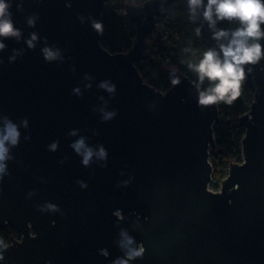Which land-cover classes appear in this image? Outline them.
<instances>
[{
    "label": "water",
    "instance_id": "95a60500",
    "mask_svg": "<svg viewBox=\"0 0 264 264\" xmlns=\"http://www.w3.org/2000/svg\"><path fill=\"white\" fill-rule=\"evenodd\" d=\"M6 2L20 34L0 36V128L7 119L20 137L0 161V230L18 237L0 245V264H114L141 244L143 257L128 264H264V59L251 74L245 67L253 101L238 119L242 163L212 191L217 106H199L196 84L176 69L166 73L179 84L163 93L137 69L149 58L147 36L160 41L157 19L189 16L187 0L126 4L135 41L118 54L92 27L108 0H23L22 11L21 0ZM191 22L204 48L218 50L202 9ZM44 48L57 58L46 60ZM81 139L94 153L87 166L72 147Z\"/></svg>",
    "mask_w": 264,
    "mask_h": 264
},
{
    "label": "clouds",
    "instance_id": "9594fccd",
    "mask_svg": "<svg viewBox=\"0 0 264 264\" xmlns=\"http://www.w3.org/2000/svg\"><path fill=\"white\" fill-rule=\"evenodd\" d=\"M10 4L6 0H0V36H19V30L14 28L12 13L9 11ZM71 6L70 4L68 5ZM189 20L195 21L198 10L202 9L203 20L207 22L208 28L212 31L211 38L218 43L216 48H208L203 52L202 58L198 63H188V68L198 74L199 83L196 85L198 90V105L209 106L216 105L219 102L231 104L241 94L242 82L246 79L245 67L247 72H253V66H256L264 59V0H187ZM20 11L23 10V0L18 5ZM83 22L84 17H80ZM237 21L238 26L235 28L217 27L218 22ZM35 17L28 18V24L34 26ZM94 30H101V23L96 20L92 21ZM196 34L201 35V28H196ZM37 37L32 34L31 40L28 41L29 47H33L32 41ZM4 45L0 43V49ZM46 60L57 58L49 48L43 49ZM207 78L208 81L214 82V86L200 90V84ZM179 78H173L171 83L175 86L179 84ZM109 92H115L116 85L109 86L106 82L100 85ZM78 91V89H77ZM116 113H108L104 118L111 119ZM20 132L15 124L5 119L4 125L0 128V161L7 159L9 149L6 144L17 146L19 143ZM52 149L56 148L53 144ZM72 147L78 154L83 157V164L88 165L93 157V150L86 148L84 140L81 139L74 143ZM84 149L83 152L81 150ZM99 158L105 159L107 156L103 147L98 153ZM5 166L0 164V172H3ZM2 180V177H0ZM86 187V185H82ZM49 208L56 210L55 205H48ZM119 219H123L121 211L114 213ZM121 235L126 233L121 232ZM127 243L132 244L133 240L126 237ZM0 245L6 250L10 247L0 238ZM121 247H124L122 244ZM145 248L141 244L137 249L127 252V259H117L114 264H128V260L137 257H143ZM101 255L107 257L108 252L103 250ZM4 259L3 253L0 252V260Z\"/></svg>",
    "mask_w": 264,
    "mask_h": 264
},
{
    "label": "trees",
    "instance_id": "16d2710c",
    "mask_svg": "<svg viewBox=\"0 0 264 264\" xmlns=\"http://www.w3.org/2000/svg\"><path fill=\"white\" fill-rule=\"evenodd\" d=\"M147 0H108V5L101 14V45L111 54L128 52L135 41V33L124 20V7L141 5ZM161 32L160 41L155 34L147 36V53L149 58L137 65V69L145 82L153 88L166 92L171 88V81L166 73L173 68L187 76L196 85L198 74L188 68V63L196 64L206 49L201 44L196 29L182 10H176L164 19H157ZM214 86L205 78L200 90ZM253 101L249 89L242 84L240 96L231 104H216L220 121L214 126L215 148L210 151V163L213 169L210 187L219 190L226 177L231 163H242L241 141L245 131L238 127V119L249 111ZM10 228L0 230V238L9 243L17 238Z\"/></svg>",
    "mask_w": 264,
    "mask_h": 264
},
{
    "label": "rangeland",
    "instance_id": "374dc122",
    "mask_svg": "<svg viewBox=\"0 0 264 264\" xmlns=\"http://www.w3.org/2000/svg\"><path fill=\"white\" fill-rule=\"evenodd\" d=\"M162 93H163V91H161ZM221 186V185H220ZM220 186H219V189H220ZM210 190H212V191H218V190H213V189H211V187H210Z\"/></svg>",
    "mask_w": 264,
    "mask_h": 264
},
{
    "label": "built area",
    "instance_id": "2783aa9c",
    "mask_svg": "<svg viewBox=\"0 0 264 264\" xmlns=\"http://www.w3.org/2000/svg\"><path fill=\"white\" fill-rule=\"evenodd\" d=\"M17 239V238H16Z\"/></svg>",
    "mask_w": 264,
    "mask_h": 264
}]
</instances>
